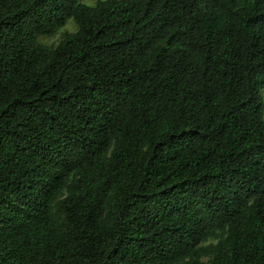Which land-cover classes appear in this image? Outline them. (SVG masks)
Returning <instances> with one entry per match:
<instances>
[{
  "label": "trees",
  "instance_id": "obj_1",
  "mask_svg": "<svg viewBox=\"0 0 264 264\" xmlns=\"http://www.w3.org/2000/svg\"><path fill=\"white\" fill-rule=\"evenodd\" d=\"M83 1L0 0V264H264V0Z\"/></svg>",
  "mask_w": 264,
  "mask_h": 264
},
{
  "label": "rangeland",
  "instance_id": "obj_2",
  "mask_svg": "<svg viewBox=\"0 0 264 264\" xmlns=\"http://www.w3.org/2000/svg\"><path fill=\"white\" fill-rule=\"evenodd\" d=\"M98 0H84L83 3L88 6H95ZM77 26L73 20L69 21L64 29H62L56 36L49 38H41V43L49 46L56 47L63 38V35L67 32H76Z\"/></svg>",
  "mask_w": 264,
  "mask_h": 264
}]
</instances>
